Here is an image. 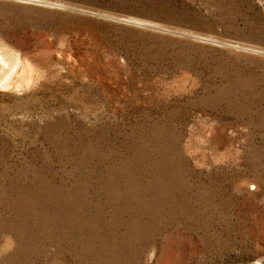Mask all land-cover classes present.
<instances>
[{"label":"rangeland","instance_id":"374dc122","mask_svg":"<svg viewBox=\"0 0 264 264\" xmlns=\"http://www.w3.org/2000/svg\"><path fill=\"white\" fill-rule=\"evenodd\" d=\"M260 263L264 0H0V264Z\"/></svg>","mask_w":264,"mask_h":264},{"label":"bare ground","instance_id":"6f19581e","mask_svg":"<svg viewBox=\"0 0 264 264\" xmlns=\"http://www.w3.org/2000/svg\"><path fill=\"white\" fill-rule=\"evenodd\" d=\"M32 81H33L32 66L28 62H25V64L21 65L20 72L14 74L12 77L6 80V82L2 84V87L12 84H17L18 87H28L29 85L32 84Z\"/></svg>","mask_w":264,"mask_h":264}]
</instances>
